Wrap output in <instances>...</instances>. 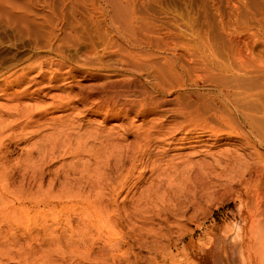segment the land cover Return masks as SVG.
<instances>
[{
  "label": "rangeland",
  "instance_id": "1",
  "mask_svg": "<svg viewBox=\"0 0 264 264\" xmlns=\"http://www.w3.org/2000/svg\"><path fill=\"white\" fill-rule=\"evenodd\" d=\"M205 63L211 72L206 68L205 71L202 65ZM259 66H264V0H0V120L9 122L11 118L4 115L18 106L39 112L34 118L38 123L29 129L38 127L39 132L16 144L14 151L13 147L10 149V165L35 145H47L55 140L53 137L58 138L56 136H59L56 139L59 142H62V136V144L66 142L69 147H74L79 142L77 139L80 140L78 137L82 136V144L89 148L90 144L97 145L90 139V134L98 132L100 136L109 134L113 142L125 145L134 138L132 133V136H123L121 127L132 125L146 129L153 118L158 124L168 126L190 116L192 119L195 114L196 125L185 123L186 129L193 127L199 131L200 126L206 129L211 126L210 130L217 131L218 136L203 137L197 147L177 142L163 157L175 162L189 159L202 164L211 162L212 165L213 160H219L214 169L216 173L225 166L222 164L225 157L238 158L240 167L229 173L231 177L241 173L245 165L257 162L255 153L264 159V147L252 144L239 120L226 110L218 91L235 93L232 77L237 73L244 76L240 78V89L255 87L253 90L264 93V71ZM212 70L221 71L224 80L221 86L218 75ZM259 71L263 74L258 75ZM205 72L206 75L210 72L208 77ZM211 73L213 76H209ZM196 75L201 78L197 79ZM121 81L136 87L130 89L133 94L141 89L152 93L153 104L158 106L156 117L140 118L130 113L117 119L115 112L101 113L91 109L104 87ZM153 82L160 83L159 89L151 88ZM131 94L123 96L125 99L120 98V103L134 100ZM246 113L259 118L264 130L262 111H258V107L253 106L252 111ZM151 154L157 153L153 150ZM56 157L46 171L53 173L63 167L65 172L72 163H91L88 153L81 155V159L60 151ZM145 176L139 189L145 186L149 174ZM16 178L20 179L18 175L14 177L17 181ZM218 181L227 185L225 176L216 179ZM220 185L222 188L223 184ZM197 202V207L190 210L187 217H195L189 228H200L195 230L192 239L187 236L182 243L178 242L180 232L175 228L168 231V239L146 235L145 240L135 241L133 234L128 232L130 225L123 224L121 229L130 239L120 241L113 248L108 247L112 250L102 247L104 243L100 240L89 248L91 252H68L67 246L62 244L67 234L62 230L64 223L61 220L53 241L60 238L65 251L55 252L56 246L50 248V232L45 235L40 230L35 237L36 233L30 229L1 222L0 247L4 246L5 251L10 252H0V264H148L153 256L150 249L166 245L169 240L170 244H177V252H173L177 264H189L193 260L194 264H205L201 258L204 252H217L216 262L226 264V254L229 257L227 252H230L232 264H245L246 253L239 252H264L263 204V215L258 214L251 223L249 208L239 203L234 194L211 193ZM71 221L72 227L76 228V218L72 217ZM134 230L138 231V228ZM250 258L254 264V259Z\"/></svg>",
  "mask_w": 264,
  "mask_h": 264
},
{
  "label": "bare ground",
  "instance_id": "2",
  "mask_svg": "<svg viewBox=\"0 0 264 264\" xmlns=\"http://www.w3.org/2000/svg\"><path fill=\"white\" fill-rule=\"evenodd\" d=\"M206 63L202 65L204 69L206 68L210 71ZM259 69L264 71V66H259ZM212 71L214 75H218L221 86V82H224L221 71L219 73ZM263 71H259L258 75L263 74ZM213 73L209 76H213ZM208 74L206 75L205 72V76L208 77ZM195 77L197 79L201 78L200 75ZM241 77L244 76L237 75V73L233 74L232 81L235 83L233 85L236 86L235 93H230V90L226 89V91L228 90L225 92L226 94L218 91L219 97L224 103L226 110L232 113L239 120L242 128H245V131L248 132L249 137H247L249 140L251 138L252 144L264 147V130L260 126L263 123L260 124L259 118L252 117L253 115L246 113L252 111L253 106L258 107V111H262L261 119L264 120V96L261 97L264 93L253 90L255 87L252 89L249 87V90L245 87L240 89ZM14 80L16 79L14 78ZM213 80L214 78L212 81L210 80L211 84ZM156 82L150 84L153 90L159 89L160 83ZM133 87L135 86L133 85ZM133 87H131L130 83L124 81L108 84L100 91V98L94 101L95 103L91 105V109L93 108L94 111L98 112L101 111V113L104 111L115 112L117 119L126 117L130 113H135V117L140 118H146L150 115L156 117L158 106L153 104L152 93L150 94L146 89H141V91L136 89L138 92L134 91L133 94V91L130 90ZM224 87L226 88V86ZM262 88L260 87V89ZM132 90L135 89L133 88ZM262 92H264V89ZM130 93H132V97L139 98V100L137 99V101L134 98V100H127L126 102L123 100L125 103H120L119 99ZM25 107H11L12 109L8 110V113L3 114L7 118L12 119L15 117L17 119H12L13 121L10 119V121L8 120L9 122H7V119L0 120V224L1 222L2 224L15 223L14 225L22 227L24 230L27 228L36 233L35 237L40 230L44 234L50 232V248L51 246L53 248V245L56 246L55 252L65 251L61 247L62 244L67 246L68 252H79L80 250L91 252L89 248L93 247L96 243L95 241L100 240H103L104 243L102 247L104 245L108 249V247H112L115 244H120V241L123 242L126 239H130V236L126 235L121 229L123 224L130 225L128 232L133 234L135 241L139 239L145 240L146 235L168 239V231L170 228H175L180 232L178 242L182 243L187 236L192 239L195 235V230L200 228V226H196L195 229L189 228V224L194 222L195 217L193 215L187 217L188 212L195 210L198 205V199L211 196V193L215 195L220 193L234 194L239 203L249 208L247 212L251 223L254 222L258 214L263 215L261 213L263 212L261 204L264 205L263 157L255 153L258 161L245 165L244 170L240 169L242 170L241 173H236L231 177L229 173H232L235 167H240L238 158L227 159L225 157V163H222L225 166L219 169V173H216L214 169L218 167L219 160H213L215 163L212 165L211 162L202 164L198 161L191 162L189 159H180L179 162H175L170 159L166 160L163 157L170 150V147L177 142H180L181 145L192 144L197 147L203 142V137L206 136L211 139V137L216 138L218 136L217 131L212 132L210 130L211 126L208 127L209 129H206L205 126L204 128L200 126V129L198 128L199 131L193 127L192 129H186V126L183 125L185 123L196 125L195 114L192 119L191 116L187 120L183 117L185 118L183 122H174L168 126L161 124L160 120V124H158V120L153 118L154 120L146 129L132 125H128L126 128L121 127L123 136H128L132 133L134 138L130 144L125 145L121 144V142H113L109 134L100 136L98 132L90 134V139L93 143L97 142L98 146L96 145V147L92 143L93 145L90 144L89 148L87 144H82V136L78 137L80 140L76 138L79 142L74 147L65 145L67 144L66 142L62 144L64 142L62 139L64 138L60 136L62 142H59L56 140L59 136H56L58 138L53 137L55 140H52L47 145H35L21 159H18L14 165H10L9 156L12 153L10 149L13 147L14 151L16 144L27 141L39 132L38 127L29 131L32 124L36 125L38 123L34 121V118L39 116V112L36 113L32 108ZM21 120L24 122L22 126ZM199 121L201 120L199 119ZM17 130L18 133H14ZM67 130L65 129V131ZM245 131H243L244 136H246ZM60 134L64 133L61 132ZM238 135L240 134L238 133ZM178 136L180 138H177ZM245 138L243 139L245 140ZM67 142L70 141L67 139ZM248 143L249 141L247 140ZM153 150L157 153L155 156L151 154ZM60 151L75 157L88 153L91 163L85 165L81 161V165L79 163L73 165L72 163L68 170L66 168L67 171L65 172L63 167V171L60 169L53 173L46 171L48 165L56 160V156ZM80 158L82 159V157ZM146 174H149V178L146 179L145 186H141L142 188L139 189L138 186L144 184L143 180ZM17 175L20 179L16 178V181L14 177ZM50 175L51 177L47 178ZM223 176H225L227 185L224 186L225 183L220 181L223 184L221 188V183L219 184V181L216 182V179H221ZM218 187L220 188L218 189ZM72 217L77 220L76 228L72 227ZM61 220L64 223V229L62 230L67 234L65 242L62 244L58 237L53 241V235L56 233V228L60 225ZM154 226H156V229H154ZM135 227L138 228V231L134 230ZM4 242L7 241L4 240ZM10 242H8V246H10ZM170 243L171 240L167 241L166 245L157 246V249H150V253L153 255L151 263L157 264L156 261L160 260L169 264H177L175 260L177 258L176 254H173V252H177V244L172 245ZM0 252L10 251H5L4 246H1ZM216 253L204 252L201 258L205 260V264H226L223 261L220 263L216 262ZM227 253L229 254V257L226 254L227 262L232 264L233 257L230 252ZM239 253H246L245 264H252L250 257L254 259V264H264V252ZM197 255H194V257ZM125 261L128 262V260ZM193 261H190L191 263L189 264H194Z\"/></svg>",
  "mask_w": 264,
  "mask_h": 264
}]
</instances>
